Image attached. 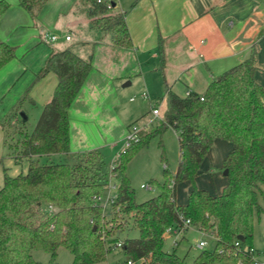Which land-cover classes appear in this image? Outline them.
Returning a JSON list of instances; mask_svg holds the SVG:
<instances>
[{
    "label": "trees",
    "instance_id": "1",
    "mask_svg": "<svg viewBox=\"0 0 264 264\" xmlns=\"http://www.w3.org/2000/svg\"><path fill=\"white\" fill-rule=\"evenodd\" d=\"M46 2L17 0V5L36 19ZM79 2L86 7L91 29L108 32L114 47L132 46L123 14L114 11L116 0ZM8 8L9 4L0 0V16ZM160 43L161 40L159 48ZM255 57L253 46L245 60L210 82L202 95L179 97L167 92L159 124L151 131L141 130L138 141L119 152L114 160L118 189L108 218L104 208L93 201L95 195L104 192L108 175L98 150L72 155L73 164L38 163L40 157L69 156L68 110L91 70L89 60L69 49L51 52L34 80L52 72L57 83L32 131L24 132L10 122L3 125L7 156L15 161L25 159L27 168L16 176H9L3 169L0 264H41L32 259L31 250L45 251L54 260L59 247L72 255V264L103 262L112 248L110 244L118 241L116 232L123 230V220L128 218H132L138 236L122 240L120 251L132 261L255 264L250 253L253 219L255 212H262L257 199L260 185H264V88L254 80ZM14 58V48L0 41V69ZM16 126L18 138L14 140V134L9 132ZM167 128L177 133L176 171L170 175L164 169L163 182L151 184L156 185L158 194L137 203L126 176L127 165L152 136ZM216 139L231 144L223 161L227 175L222 192L212 196L193 188L186 203L177 205L176 184L194 181ZM47 206L54 211H46ZM185 220L198 230L210 232L216 240L213 250L200 251L191 262L175 253L178 243L171 252L163 249L167 228H181L184 232Z\"/></svg>",
    "mask_w": 264,
    "mask_h": 264
},
{
    "label": "crops",
    "instance_id": "2",
    "mask_svg": "<svg viewBox=\"0 0 264 264\" xmlns=\"http://www.w3.org/2000/svg\"><path fill=\"white\" fill-rule=\"evenodd\" d=\"M9 1L0 16V41L8 45L14 41L20 49L0 69V163L6 153L3 125L13 124L20 112L27 121L30 109L36 124L52 97L57 83L54 73L34 80L51 52L69 49L91 64L68 110L70 158L98 150L112 163L123 148L129 126L139 124L140 130L150 131L156 123L153 106L159 109L157 122L161 121L168 91L179 97L187 91L202 95L210 82L245 60L253 46L254 80L264 88V0H116L114 11L123 14L131 39L128 49L112 46L108 32L91 29L86 7L82 11L75 7L79 0H47L34 21L17 0ZM51 36L54 41L49 40ZM65 36L70 39L66 41ZM143 93L148 99L142 98ZM230 151L229 142L214 140L194 178L197 189L212 196L222 192L224 175L216 180L213 174L212 186L202 180L206 176H199L207 168L209 172L223 169ZM189 183L175 186L177 205L186 203L192 190ZM189 228L202 237L197 245L204 241L205 249L213 250L216 240L210 232ZM188 229L180 233L183 238ZM181 240L174 241L176 250ZM197 245L198 250L189 247L177 255L191 262L202 251Z\"/></svg>",
    "mask_w": 264,
    "mask_h": 264
},
{
    "label": "rangeland",
    "instance_id": "3",
    "mask_svg": "<svg viewBox=\"0 0 264 264\" xmlns=\"http://www.w3.org/2000/svg\"><path fill=\"white\" fill-rule=\"evenodd\" d=\"M5 1L10 6L11 2L9 0ZM75 7L77 8V10H83V5L80 2L78 5H75ZM11 44L12 45L9 46H14L15 54L18 55L20 45L15 46L18 43H15L14 41ZM20 113L14 116L13 124L18 125V127H21V130L29 133L30 131H32L35 125V123L33 122V118L31 117L33 115V110L30 109V118L27 121H23L20 116ZM154 120L156 121V123H154L153 126L150 128V131L153 130L154 127H156V125L160 122H157V119L153 118V121ZM134 125L139 127V124ZM18 127H14L11 132H9L11 134H14V140L18 138V134L14 132L18 130ZM5 150V157H3L0 163V188L3 185V169L6 170L9 176H16L17 174L25 173L27 168V161L25 159H18V161H15L13 158H9L8 156L6 157L9 152L6 147ZM178 151L179 149L177 137L170 128H167L161 134L152 136L148 140V143L132 157L126 168V176L129 180L130 187L134 192L135 202L140 203L158 194V189L155 187V184L153 185L154 187L150 191L141 189L140 186L142 184H161L164 180V169L167 170L170 175H172L178 162ZM73 162L74 161L72 160V158L65 155L38 158V163L40 165L73 164ZM110 165L111 161L109 159L103 158V169L109 170ZM223 171L224 170L222 168H218L214 171L212 170L209 172L207 168L202 171L203 173L199 177L206 176V178H203L202 180L206 179L207 183H210L212 182L211 177L213 174L215 175L216 180L224 179ZM182 184H184V182L176 184V188L177 186H180ZM189 184L192 189L196 188L195 181L194 183L190 182ZM104 193L105 192H103V194ZM257 204L262 209V212H255L254 214L251 245L254 250V259L259 263L264 264V185H260V192L258 194ZM109 208L110 207H106L104 209L105 215L108 218H110ZM123 219H125L124 216ZM123 221L124 228L123 230L116 232V239L118 241H122L126 238L137 237L138 232L133 225L132 218H128L127 220ZM200 237V234L197 233L196 230H194L193 228H189L184 238L183 235L180 234H171L166 237L163 242V249L167 252H171L172 250H174L173 242L179 241L181 240V238H183L177 250H175V253L181 254L184 250L186 252L189 247L194 252V250H198L196 248V245ZM204 239L211 243V240L209 238ZM208 248L210 249V247ZM30 255L33 260L41 264H72V255L64 247H59L57 249L56 257L54 260L51 259V255L49 253L42 250H31ZM124 260L125 256L120 251V249L111 248L109 253L107 254L106 260L97 264H118L123 263Z\"/></svg>",
    "mask_w": 264,
    "mask_h": 264
},
{
    "label": "built area",
    "instance_id": "4",
    "mask_svg": "<svg viewBox=\"0 0 264 264\" xmlns=\"http://www.w3.org/2000/svg\"><path fill=\"white\" fill-rule=\"evenodd\" d=\"M99 1L100 0H98V2ZM64 39L66 41H68L70 39V36H65ZM49 40L54 41L55 37L51 36L49 38ZM190 95H191L190 91L185 92V96H190ZM142 98L148 99V95L146 93H143ZM200 100H202L201 96H200ZM151 113L155 119L160 118L159 117V109L157 107L153 106L151 109ZM140 131H141L140 128L134 124L129 126V129H128L126 137H125V142H124L123 148L120 152H123L131 143H135L138 141ZM118 155H119V153L116 155V157H118ZM116 157H115V159H116ZM114 160L111 163L109 170H108L107 183L105 185V190H104L105 193L104 194L102 193L100 195H95L93 197L94 203L101 205L104 209L106 207L111 208V206L114 204V202L116 200V196H117L118 182L116 181V174L113 172L114 167H115ZM140 187H141V189H144L146 191L152 190V186L150 184L141 185ZM45 210L48 212L54 211V209L51 206H47ZM189 227H192L190 222L188 220L183 221L182 229H185V228L188 229ZM199 231H201V230H199ZM181 232H182L181 228L169 227V228H167L165 233H166V236H169L171 234L179 235ZM110 245L112 248L121 249L122 241H116L115 243L110 244ZM173 246H176V242H173ZM197 246L199 249L204 250L206 248V242L200 241ZM234 246L238 247L239 246L238 242H235ZM250 253L252 254V258H253L254 263L255 264H261L254 259V255H253L254 250L253 249L250 250ZM118 264H144V261L140 260L138 262H135V261L130 260L129 258H127V259L125 258L123 263H118Z\"/></svg>",
    "mask_w": 264,
    "mask_h": 264
},
{
    "label": "water",
    "instance_id": "5",
    "mask_svg": "<svg viewBox=\"0 0 264 264\" xmlns=\"http://www.w3.org/2000/svg\"><path fill=\"white\" fill-rule=\"evenodd\" d=\"M20 116H21V118L23 119V121H25L26 118H25V116L23 115V113H20ZM223 175H224V176L227 175V170H226V169L223 171ZM93 230H95V228H93ZM237 239L240 240V241H242V240H243V237H242V236H237ZM126 259H127V257H126Z\"/></svg>",
    "mask_w": 264,
    "mask_h": 264
}]
</instances>
